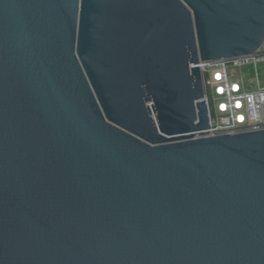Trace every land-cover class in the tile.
Returning a JSON list of instances; mask_svg holds the SVG:
<instances>
[{"label": "water", "instance_id": "water-1", "mask_svg": "<svg viewBox=\"0 0 264 264\" xmlns=\"http://www.w3.org/2000/svg\"><path fill=\"white\" fill-rule=\"evenodd\" d=\"M263 45L264 0H0V264H264V128L201 69Z\"/></svg>", "mask_w": 264, "mask_h": 264}, {"label": "built area", "instance_id": "built-area-1", "mask_svg": "<svg viewBox=\"0 0 264 264\" xmlns=\"http://www.w3.org/2000/svg\"><path fill=\"white\" fill-rule=\"evenodd\" d=\"M211 135L264 128V45L253 55L201 61Z\"/></svg>", "mask_w": 264, "mask_h": 264}]
</instances>
